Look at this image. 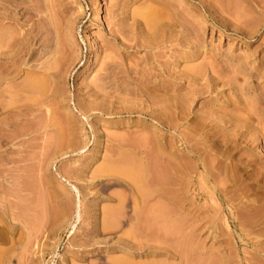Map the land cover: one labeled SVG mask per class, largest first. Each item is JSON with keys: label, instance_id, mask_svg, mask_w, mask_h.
<instances>
[{"label": "rangeland", "instance_id": "374dc122", "mask_svg": "<svg viewBox=\"0 0 264 264\" xmlns=\"http://www.w3.org/2000/svg\"><path fill=\"white\" fill-rule=\"evenodd\" d=\"M116 1L62 0L59 6L55 0H30L21 5L27 12L18 15L19 24L37 32L38 44L30 47L42 48L40 39L50 25L46 18L53 15L51 26L56 20L65 36L56 40L54 27L50 31L61 45L72 33L68 42L75 61L62 68L63 77L55 82L45 71L47 55L28 59L44 70L33 69L16 41L11 68L0 71V264H113L117 258L126 259L125 264H264V0H195L201 1L197 8L194 0H167L181 9L184 32L194 22L199 34L196 55L180 64L184 84L193 72L195 78L181 89L192 93H181L184 115L168 118L172 123L152 120L134 100L111 108L102 101L117 89L110 88V77V90L103 83L106 92L102 96L100 90L96 99L101 106L89 107V121H84L72 112L70 101L97 97L94 86L103 57L113 50L99 46ZM131 1V10L143 6V0ZM11 2L0 0V12L12 16ZM186 42L183 49L192 51ZM144 54L137 49V69L156 64L155 73L172 72V55H158L145 65ZM28 74L45 77L47 88L44 81L41 90L24 87ZM117 93L113 96L120 97ZM146 105L151 110L150 102ZM230 112L251 114L235 124L226 116ZM195 115L207 118L196 120ZM71 132L79 141L75 149ZM128 165L130 171L144 167L145 180L139 184L124 175ZM109 209L112 215H105Z\"/></svg>", "mask_w": 264, "mask_h": 264}, {"label": "bare ground", "instance_id": "6f19581e", "mask_svg": "<svg viewBox=\"0 0 264 264\" xmlns=\"http://www.w3.org/2000/svg\"><path fill=\"white\" fill-rule=\"evenodd\" d=\"M10 2L11 1H15L13 4L12 2L10 3L11 5L14 6V10L15 13L12 15V16H9L8 13H4V12H0V71L4 74L3 72V69L4 71H8L6 70L7 66H9L8 64H11V60H9V57H10V54H11V51H13L12 49H14V46H19V50L20 52H24L26 54H28V57L26 58L25 57V60H26V63L28 61V59L30 60L31 58L34 59V60H37V55L41 56L42 55H47L48 57V61L46 62V66L48 67H45V71H49V76L55 81V82H58L59 79H61V76L63 77V72L64 70L62 71V68L63 69H67V67L69 68V63L72 62L73 58H74V61H75V57H73V55L71 54V52H73L75 50L74 47L71 46V44H69V38L70 36H72L70 33L67 32L66 34V37L69 36V38L66 39V45H64V42H63V47L62 45L59 43L57 44L59 41H61L63 39L62 36H65V34L63 35L62 32H58L57 30L59 29L57 27V22L56 20L54 21L55 23V27L54 26H51L52 25V22H53V19L51 15H48L49 18H46L47 20H45L44 22L47 21L48 25L50 23L49 26H51L50 28H53L51 29V31L53 30L55 32V35L53 36V33L50 31V28L49 26L46 27L47 31H50V32H47L45 31L47 35H44L43 38H41V44L40 46H42V48L40 50H37L36 47H30L31 45L33 46L35 43V40H36V36H37V32H35L34 28L31 27V28H25L24 27V23L21 24L23 25L24 29V32H23V27L20 26L19 24V17L18 15H23L24 11L27 12L24 7H21V5H23V3L25 2H30V0H9ZM51 1V0H50ZM57 3H53V4H56V5H59L63 6V3H61L62 0H55ZM64 1V0H63ZM118 1V2H117ZM116 4H114V8L110 7V11H109V24L108 25V30L106 31L105 34H103V38L102 36H100L102 38V43L100 44L99 47L101 48H106L107 46V50H110V48H112L113 50H110V54L109 52L107 51V55H105V57H103L105 60H103V66L101 64V66L103 67L101 70H100V73H99V78L102 80L99 79V83L97 84V81H95V85H104L103 83H105L106 85H104L105 87H108V85L110 84L111 85V89H112V85L115 86V88H117L118 90H121L122 92H125L123 93L124 96H122V93L121 96H117V95H114V93H117V89L115 91H113L114 93L112 92H109L110 88L108 87V92L112 94V96H109L108 93H106V96L104 95L103 96V92L105 94V89H104V86H94L96 87L95 90L97 91V97L95 98V96H93L92 100L96 101V99L98 98V95H100V90H101V94L102 96V101L103 103H108V106H111V108H113V106L115 104H118V105H124L125 102L127 103V101H131V100H134L137 102V104L135 103L136 107H141L139 108L140 110V113L142 115H145L147 116L148 118L150 117L152 120L154 118H157V120H164L165 122L168 120V118H171L173 115L175 117L177 116H180V113L183 114V111L181 112V103H180V99L182 100L181 96H185V94H191L192 93H189L190 90H188L186 93L183 94L181 89L184 87V86H190V85H193V75L191 74V79L189 78L187 83L188 85H185L187 83L184 84V81L183 79L184 78V71L183 69L180 68V64L182 63L183 60L185 59H188V58H191V56L194 54V56L196 55L195 54V50L197 48V46L199 47V34L197 35L196 31H197V27H196V24L194 22H192L190 24V28H189V33H185L184 30H183V25H182V20L180 19V11L181 9L179 10V8L173 6L174 4L171 2L169 3L167 0H143V6L139 9H136V10H131L130 9V6L129 4H132V1L131 0H117ZM4 2V0H3ZM39 2V1H38ZM131 2V3H130ZM152 2H156L160 4V7L159 8H156V5L153 6L151 3ZM201 2V1H200ZM200 2L199 3H196L195 0L193 2L194 6L197 8L198 5H200ZM255 2V1H254ZM134 3V2H133ZM140 3V4H142ZM6 4V3H5ZM4 5V4H3ZM31 5V4H30ZM49 5V4H48ZM54 5V6H56ZM254 5V4H253ZM6 6V5H4ZM81 6V5H80ZM162 6V8H161ZM201 6V5H200ZM5 8V7H4ZM7 8H8V5H7ZM40 8V7H39ZM9 9H12V8H9ZM22 9V11L19 13V11ZM28 11H34V9H28ZM31 12V13H32ZM81 12L83 13V10H81ZM81 12L79 13V16L81 15ZM18 13V14H16ZM25 14V13H24ZM11 15V13H10ZM24 16V15H23ZM46 16V17H48ZM43 17V16H42ZM45 17V16H44ZM74 17H77V15H75ZM40 18H41V15H40ZM54 18V17H53ZM45 19V18H44ZM54 19H57V18H54ZM77 19V18H76ZM75 19V20H76ZM25 20V19H24ZM59 21V20H57ZM195 21V20H194ZM24 22V21H23ZM73 22V21H72ZM33 24V23H32ZM31 24V25H32ZM53 24V25H54ZM71 24V23H70ZM74 24V22H73ZM47 25V24H46ZM60 25V24H59ZM35 26V25H34ZM16 27V28H15ZM43 27V25H42ZM57 27V28H56ZM17 29L16 32L14 29ZM22 28V29H21ZM44 28V27H43ZM42 28V29H43ZM39 29V28H38ZM49 29V30H48ZM40 30V29H39ZM248 32V31H247ZM52 33V35L50 34ZM250 34V33H249ZM51 37H50V36ZM56 36V38H55ZM62 38L61 40H59L58 42L55 41V39L57 40V38ZM64 37V38H66ZM73 37V36H72ZM53 38V39H52ZM55 38V39H54ZM71 40V39H70ZM19 44H17V42ZM39 41V40H38ZM55 41V42H54ZM188 42V44L190 43L192 47V51H186L183 49V45H187L185 44V42ZM15 42H16V45H15ZM34 42V43H33ZM186 42V43H187ZM199 42V43H198ZM38 44V43H37ZM28 45V46H26ZM55 45V47L53 46ZM107 45V46H106ZM58 46V47H57ZM59 46H61V48H59ZM110 47V48H109ZM117 51V53L115 54V52H113L114 54L112 55V51H114L115 49ZM182 47V48H181ZM140 48V49H143L145 51V54L142 58L141 61H143L145 63V65H147L148 63L149 64H153L154 61L156 60L157 57H159L158 55H161V54H166L168 53L169 55H172L173 56V67H172V72L167 73L164 69H165V66L163 64H161L162 66H160V70H164L163 72H157L155 73V70H157L155 67V65L153 64L152 67L149 66H141V68L137 69L138 68V62H136V56H135V53L137 51V49ZM77 49V48H76ZM100 49V48H99ZM157 49V50H156ZM101 50V49H100ZM102 50H105V49H102ZM101 50V51H102ZM160 50V51H158ZM190 50V49H189ZM106 51V50H105ZM197 51V50H196ZM78 52V50H77ZM16 53V52H14ZM13 53V54H14ZM18 54V53H17ZM16 54V55H17ZM106 54V52L104 53ZM12 55V54H11ZM116 55V57L114 56ZM19 56V55H17ZM21 56V55H20ZM19 56V57H20ZM25 56V55H24ZM76 56V55H74ZM78 56V55H77ZM12 58H14V56H11ZM16 58V57H15ZM21 58H23L21 56ZM19 59V58H17ZM16 59V60H17ZM24 59V58H23ZM264 59V58H263ZM15 60V62H16ZM20 62V61H19ZM31 63V62H30ZM263 61H259L258 64L259 65H263L262 64ZM15 64V63H14ZM20 64V63H19ZM29 64V63H27ZM148 64V65H149ZM31 65V66H30ZM12 66V64L10 65ZM9 66V67H10ZM14 66V65H13ZM18 66V65H17ZM29 67H32L33 69L34 68H39V70H44V69H40V65L37 66V64L35 63H32V64H29L28 65ZM164 66V67H163ZM137 67V68H136ZM11 68V67H10ZM9 68V69H10ZM14 69V67H12ZM31 68V69H32ZM44 68V67H43ZM101 68V67H100ZM155 68V70H154ZM8 69V68H7ZM12 70V69H11ZM36 71V70H34ZM38 71V70H37ZM103 73H102V72ZM159 71V70H157ZM42 72V71H41ZM67 72V71H66ZM6 73V72H5ZM9 73V72H8ZM6 73L5 76L8 74ZM44 73V72H43ZM1 74V73H0ZM2 74V75H3ZM100 74L101 77H100ZM136 74H138L137 78L134 76ZM156 75H160V78L158 79H155L153 76ZM250 74V73H249ZM248 74V76H250ZM10 75V73H9ZM11 75L13 76V74L11 73ZM32 75V76H31ZM112 75V76H111ZM4 76V75H3ZM28 78H26L25 82H24V87H32V88H38L39 86L42 87L44 86L45 87V80H43L42 78H45V77H35L33 76V74H28ZM171 76V78H170ZM190 76V75H189ZM195 76H197V74H195ZM252 76V75H251ZM9 76L7 75V77H4L5 78H8ZM47 77V76H46ZM110 77H113L112 79H110L112 81L113 84L109 83V78ZM198 77V76H197ZM3 78V77H2ZM50 78V79H51ZM98 78V77H97ZM1 79V78H0ZM49 79V81L51 82V80ZM199 79V78H198ZM9 80V78H8ZM7 79L5 81H8ZM52 80V81H53ZM98 80V79H97ZM108 80V82H107ZM247 80V78H246ZM245 80V82H247ZM44 81L43 85L41 86V83ZM110 81V82H111ZM169 81H171L170 83L172 85H170ZM11 82V81H10ZM9 82V83H10ZM48 82V81H47ZM49 82V83H50ZM198 82L195 81V83ZM8 82H6L7 84ZM8 83V84H9ZM48 83V84H49ZM60 83V81L58 82ZM109 83V84H107ZM191 83V84H190ZM248 83V82H247ZM11 85V84H9ZM51 85V83H50ZM184 85V86H183ZM56 86V85H55ZM59 86V85H57ZM22 87V86H21ZM43 87V88H44ZM170 87V88H169ZM171 87H173L172 89V92H169V89L171 91ZM47 87H45L46 89ZM50 88V87H49ZM48 88V90H49ZM54 88V87H53ZM98 88V89H97ZM100 88H103V89H100ZM114 88V87H113ZM39 89V88H38ZM57 89V88H55ZM52 90L54 91L53 93L55 94V91H58V90ZM23 90V89H22ZM41 90V88L39 89ZM43 90V89H42ZM103 90V91H102ZM192 90H194L192 88ZM20 91H21V88H20ZM30 91V90H29ZM44 91V90H43ZM51 91V90H50ZM51 91V93H52ZM90 91V90H89ZM92 91V89H91ZM96 91H92V93L94 92L96 94ZM195 91V90H194ZM25 92V91H23ZM28 92V91H26ZM192 92V91H191ZM196 92V91H195ZM199 92V91H198ZM29 93V92H28ZM119 93V92H118ZM117 93V94H118ZM181 93L183 95H181ZM49 94V93H48ZM118 94V95H120ZM27 95V94H26ZM108 95V96H107ZM130 95V96H129ZM189 95V98L190 96ZM193 95H195V93H193ZM238 95V93H237ZM50 96V95H49ZM47 95V97H49ZM188 96V95H186ZM240 96H241V93H240ZM55 97V96H54ZM75 97V96H74ZM70 101V104H71V110L72 112H75L76 114H78L82 120L84 121H87L89 119V111L87 110L89 107H94V108H97V106H101L100 102L98 104L95 103V101L93 103L92 100L91 101H86V102H83L82 99L78 98V97H75ZM92 97V96H91ZM193 97V96H192ZM52 98V97H51ZM135 98V99H134ZM186 98V99H185ZM183 99L187 100L188 98L185 97ZM57 99V97H56ZM86 99V98H85ZM58 100V99H57ZM99 100V99H98ZM101 100V98H100ZM64 101V100H63ZM90 102V103H88ZM147 102H150V105L151 106V110H147L145 109L146 108V103ZM187 102V101H186ZM102 103V102H101ZM129 103V102H128ZM132 103V102H131ZM188 103V102H187ZM130 104V103H129ZM186 104V103H184ZM103 106V105H102ZM105 106V105H104ZM107 106V105H106ZM187 106V105H186ZM234 106V105H233ZM98 107V109H99ZM119 107V106H118ZM105 108V107H104ZM117 108V107H116ZM123 109V107H120V109ZM148 108V107H147ZM212 109V107H210ZM236 108L238 109V107L236 106ZM70 109V107H69ZM115 109V106L114 108ZM126 109V108H124ZM235 109V107H234ZM32 110V109H31ZM94 110V109H93ZM108 110H109V107H108ZM147 110V111H146ZM233 110V109H232ZM239 110V109H238ZM88 111V112H87ZM113 111V110H112ZM120 111V110H119ZM212 111V110H211ZM210 111V112H211ZM214 111V110H213ZM30 112V111H29ZM96 112V111H95ZM236 112V110L234 111ZM248 112V111H247ZM28 113V112H27ZM94 113V112H93ZM104 113V112H103ZM207 113V112H205ZM209 113V112H208ZM212 113V112H211ZM216 113V112H215ZM231 113V112H230ZM34 113L32 114H29V115H33ZM91 114V113H90ZM181 114V115H182ZM219 114V112L217 113ZM221 114V113H220ZM219 114V115H220ZM250 114L251 112H249V114L245 113V118L244 119H249L250 117ZM71 115V113H70ZM184 115V114H183ZM182 115V116H183ZM185 115H188V113ZM210 115V118L213 117L212 114H208ZM96 116V115H94ZM100 116V115H99ZM115 116V115H114ZM193 116V115H192ZM207 116V114H206ZM228 120H231L232 122H234L236 124L237 120L240 119V118H243L244 116L239 113H231V114H228ZM249 116V117H248ZM181 117V116H180ZM196 117V115H195ZM194 117V118H195ZM198 117V115H197ZM197 117L195 118L196 120ZM209 117V116H208ZM97 118V117H96ZM104 118V117H103ZM184 118V116H183ZM187 118V117H186ZM191 118V117H190ZM198 118H207V117H198ZM144 119H147L146 117ZM179 119V118H177ZM193 119V117H192ZM151 120V121H152ZM172 120V119H171ZM189 120V119H188ZM195 120V122H196ZM206 120V119H205ZM211 120V119H210ZM243 120V119H241ZM89 121V120H88ZM147 121V120H146ZM162 121H160V123H162ZM170 123H172L170 120H168ZM176 121V118L175 120H173V122ZM202 121V120H201ZM204 121V119H203ZM193 122V121H192ZM210 122V121H209ZM147 123V122H146ZM202 123V122H201ZM201 123H199L201 125ZM213 123V122H212ZM194 125V123H192ZM197 124V123H196ZM194 125V126H197V125ZM208 124V123H207ZM234 124V126H235ZM192 125V126H193ZM199 125V126H200ZM203 125V124H202ZM205 125V124H204ZM209 125V124H208ZM211 125V124H210ZM73 126V125H72ZM216 126V125H215ZM239 126V124H238ZM198 127V126H197ZM196 127V128H197ZM213 127V125L211 126ZM72 128V127H71ZM156 128V130H161L160 127H154ZM240 128V127H239ZM194 129V128H193ZM78 130V129H77ZM76 130V131H77ZM72 131V130H70ZM85 132V131H84ZM77 133V132H76ZM213 133V132H212ZM68 134V133H67ZM72 136L73 139H71V142H72V147L75 146L74 143H76V146H77V143H79V141H77L78 137L77 136H73L75 134V132H71L70 133ZM79 134V133H77ZM215 135V132L213 133ZM69 135V134H68ZM213 135V136H214ZM79 136V135H78ZM70 137V138H71ZM77 137V138H76ZM224 137V136H223ZM76 138V139H75ZM211 138V136H210ZM70 140V139H69ZM68 140L69 144H70V141ZM76 140V141H75ZM228 140V139H227ZM218 141V140H217ZM234 141V140H233ZM67 142V143H68ZM81 142V141H80ZM211 142H214V141H211ZM222 143V141H221ZM225 143V142H224ZM63 147H65V142L63 143ZM213 144L216 145V143L214 142ZM226 144V143H225ZM113 144H111L112 146ZM212 145V144H211ZM214 145V146H215ZM75 146V147H76ZM82 146V147H85L83 145H78V148ZM59 147V145H58ZM68 147H71V144L70 146L67 144V148ZM74 147V149H75ZM80 147V151H83L85 150L84 148ZM60 148V147H59ZM58 148V149H59ZM77 148V147H76ZM110 148H113V147H110ZM62 149V147L60 148ZM79 150V149H78ZM111 150V149H110ZM226 150V149H224ZM72 151H74L72 149ZM75 152V151H74ZM79 152V151H78ZM220 152V151H219ZM193 153V152H192ZM200 154V153H199ZM219 155H222L223 154H219ZM196 156V155H195ZM198 156V155H197ZM196 156V157H197ZM180 157V156H179ZM186 157V156H185ZM215 158V157H214ZM217 159V157H216ZM219 159V158H218ZM125 159H123L124 161ZM122 161V160H121ZM215 161V159H214ZM126 162V161H125ZM252 162V161H250ZM122 163V162H121ZM178 164V163H177ZM176 164V165H177ZM212 164V163H211ZM135 165V164H133ZM139 165V163H138ZM203 165V164H202ZM216 165V164H215ZM132 166V164H131ZM141 166V165H139ZM130 166L128 165V167L126 169H128ZM208 167H209V163H208ZM121 168V167H120ZM124 168V167H123ZM121 168V169H123ZM131 168V167H130ZM142 168V167H141ZM141 168H139V170H136V171H130L129 169L128 170H122L121 172L124 174V175H127L130 179H135L132 180L134 182H138L140 184V180L142 181L144 178H146V173H145V176H144V172L145 170L144 167H143V171L141 170ZM215 168V166H214ZM102 169H104L102 167ZM107 169V168H106ZM138 169V168H137ZM203 170H206L205 169V165H204V168H202ZM213 170V169H212ZM101 171V169H100ZM211 171V170H209ZM98 172V171H97ZM213 172V171H212ZM211 172V173H212ZM211 177L212 174H210ZM235 175V174H234ZM126 176V177H127ZM170 176V175H169ZM61 177V176H60ZM143 178V179H142ZM169 178V177H168ZM65 179V178H64ZM140 179V180H139ZM181 179V178H180ZM66 180V179H65ZM138 180V181H137ZM145 180V179H144ZM68 181V180H66ZM173 181V180H172ZM69 182V181H68ZM143 182H141L142 184ZM138 184V185H139ZM204 184V183H203ZM72 187H74V185H72ZM75 189V188H73ZM79 200V199H78ZM80 203V202H79ZM109 214H108V212ZM105 210V215H112V213L110 212L111 210ZM107 212V213H106ZM79 213V212H78ZM79 217V216H78ZM108 217V221L107 223L105 224H110L112 218L111 216H107ZM107 217L105 218L107 220ZM72 232V230L70 229L69 232H68V235ZM46 242V241H45ZM44 242V243H45ZM41 258V257H40ZM126 259H124V262H123V259L120 261V258H117L113 261V264H125V261ZM123 262V263H122ZM128 264V262H127Z\"/></svg>", "mask_w": 264, "mask_h": 264}, {"label": "crops", "instance_id": "0c3cea01", "mask_svg": "<svg viewBox=\"0 0 264 264\" xmlns=\"http://www.w3.org/2000/svg\"><path fill=\"white\" fill-rule=\"evenodd\" d=\"M111 224V223H110ZM109 225V224H108Z\"/></svg>", "mask_w": 264, "mask_h": 264}]
</instances>
